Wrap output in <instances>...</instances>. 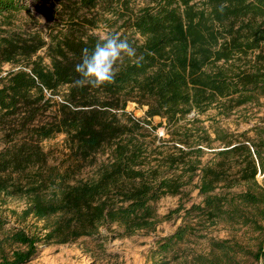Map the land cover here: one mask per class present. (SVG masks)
Instances as JSON below:
<instances>
[{
  "label": "trees",
  "instance_id": "trees-1",
  "mask_svg": "<svg viewBox=\"0 0 264 264\" xmlns=\"http://www.w3.org/2000/svg\"><path fill=\"white\" fill-rule=\"evenodd\" d=\"M34 2L52 21L45 33L15 28L17 13L29 8L0 0V194L25 199L22 220L45 223L39 232L6 235L0 264H28L37 243H71L102 226L115 224L118 236L152 230L156 202L181 194L194 177L202 200L186 214L263 229L264 186L256 174L264 168V138L223 129L211 138L194 120L180 121L212 106L228 115L264 96V0H149L137 8L131 0ZM101 23L122 30L143 59H125L112 84L80 87L74 68L82 50L101 39L93 32ZM4 63L13 66L2 75ZM128 101L145 105L144 117L127 112ZM154 116L168 137L156 134ZM57 134L67 151L54 165L40 143ZM91 166L93 175L80 177ZM4 224L0 217V229ZM191 226L162 237L156 252L172 250ZM4 241L17 247L6 251ZM212 245L227 262L244 250L225 240ZM248 253L264 264V240Z\"/></svg>",
  "mask_w": 264,
  "mask_h": 264
},
{
  "label": "rangeland",
  "instance_id": "rangeland-1",
  "mask_svg": "<svg viewBox=\"0 0 264 264\" xmlns=\"http://www.w3.org/2000/svg\"><path fill=\"white\" fill-rule=\"evenodd\" d=\"M137 8L147 4L149 0H131ZM29 8L20 10L15 18L14 27L25 30L47 31V26L52 21H48L45 14L37 11L34 7V0H22ZM115 27H109L101 23L93 29V32L101 38L110 34ZM117 30L116 33H121ZM43 55L44 51L39 52ZM44 61L48 63V59ZM12 64L2 65V75L12 68ZM64 87L62 88V90ZM58 99V98H56ZM126 111L134 117H144L145 105H139L134 101H128ZM194 120L195 125L207 129L210 137H214L215 129H223L229 133L239 134L244 132L246 137L257 141L260 137L264 138V96H261L256 103H249L233 109L228 115L219 114L216 106H212L202 113L191 112L180 121V123H190ZM152 123L161 126L157 127L156 134L160 137H168L165 134V122L159 116L152 118ZM190 125V124H188ZM4 124L0 121V143ZM64 135L57 134L54 137L41 141L42 148L48 154L50 164L58 165L66 158L64 145ZM217 146L218 142H212ZM210 151L211 149H206ZM211 156L208 152L203 159ZM105 155L98 156V160H103ZM95 166L86 167L81 171L80 177L88 178L93 175ZM256 179L264 186V168L257 171ZM198 178L193 180L182 189L179 195H166L156 202L158 222L152 230H140L130 236H118L122 230L115 224L102 226L98 232L92 236L80 237L74 242L63 244L37 243L35 255L28 264H204L213 261L212 264H263V261L256 260L248 252H255L264 240L263 229H256L255 226L231 223L224 219L217 220L212 224L198 220L194 216L185 213V210L193 204H198L202 196L198 194L195 184ZM242 188V187H241ZM25 199L16 197H5L0 194V217L5 220V224L0 229V243L6 235L15 228H24L29 232H39L45 221H35L28 217L22 220L19 215L26 207ZM178 208L177 212H173ZM172 214L170 215V213ZM258 225L264 226V221L257 219ZM191 224L192 228L185 235L184 239L165 254L156 252L157 242L162 237L169 236L178 227ZM228 241L237 244L244 250L234 254V259L227 262L212 243L215 241ZM6 251L17 245H10L7 241L3 242Z\"/></svg>",
  "mask_w": 264,
  "mask_h": 264
},
{
  "label": "clouds",
  "instance_id": "clouds-1",
  "mask_svg": "<svg viewBox=\"0 0 264 264\" xmlns=\"http://www.w3.org/2000/svg\"><path fill=\"white\" fill-rule=\"evenodd\" d=\"M125 59L139 65L143 57L137 55V49L128 38H121L120 33L106 34L92 50H82L81 60L74 68L79 77L75 82L80 87L92 88L112 84L118 73V65Z\"/></svg>",
  "mask_w": 264,
  "mask_h": 264
}]
</instances>
